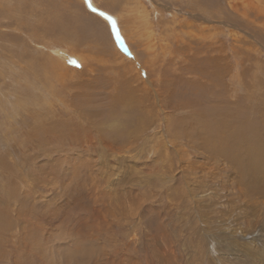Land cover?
Instances as JSON below:
<instances>
[{
    "label": "rangeland",
    "instance_id": "rangeland-1",
    "mask_svg": "<svg viewBox=\"0 0 264 264\" xmlns=\"http://www.w3.org/2000/svg\"><path fill=\"white\" fill-rule=\"evenodd\" d=\"M89 2L0 0V264H264V0Z\"/></svg>",
    "mask_w": 264,
    "mask_h": 264
},
{
    "label": "bare ground",
    "instance_id": "bare-ground-1",
    "mask_svg": "<svg viewBox=\"0 0 264 264\" xmlns=\"http://www.w3.org/2000/svg\"><path fill=\"white\" fill-rule=\"evenodd\" d=\"M76 19V18H75ZM91 22V21H90ZM71 23H72V21H71ZM112 24V23H111ZM70 25V24H69ZM80 26H82V25H80ZM70 30V29H69ZM72 30V29H71ZM75 30V29H74ZM77 30V29H76ZM75 30V31H76ZM88 31V30H87ZM93 31V30H92ZM112 31H113V34H114V38L115 39H117V40H119V42L121 43L122 42V44L120 45V48L123 50V53H127L126 52V49H127V47H126V43H125V41L123 40V38L121 37V33L119 32L118 34L116 33V28H112ZM75 35V34H74ZM102 35V34H101ZM183 35V34H182ZM78 36V35H77ZM81 36V35H80ZM103 36V35H102ZM86 37V36H85ZM77 38V37H76ZM91 38V37H90ZM89 39V38H88ZM95 39V38H94ZM100 39V38H99ZM69 41V40H68ZM71 43V42H70ZM75 44H76V42H75ZM74 44V45H75ZM118 44V43H117ZM52 47V46H51ZM48 49V48H47ZM58 49V48H57ZM61 49V48H60ZM62 49H64V48H62ZM65 50V49H64ZM49 51V50H48ZM66 51V50H65ZM57 52H58V50H57ZM60 53H62V51L60 52ZM64 53V52H63ZM128 54V53H127ZM66 55V54H65ZM70 55V54H69ZM131 55V54H130ZM60 56V55H59ZM71 56V55H70ZM70 56H67V58H70ZM126 57H127V55H126ZM133 57V56H132ZM57 58V57H56ZM59 58H61V57H59ZM64 58H66V56L64 57ZM49 59V58H48ZM75 59V58H74ZM67 60V59H66ZM80 60V64H82V65H85L86 64V58L85 57H83L82 59L80 58H77V61H79ZM59 61H61L60 59H59ZM76 61V60H75ZM82 61V62H81ZM55 62V61H54ZM63 62V61H62ZM64 63L66 64V61H64ZM63 63V64H64ZM68 63V62H67ZM132 63V62H131ZM68 64H70V63H68ZM132 64H135V63H132ZM65 66L66 65H60V64H58V66H57V70H58V73H60L63 69H65ZM70 66V65H69ZM134 66V65H133ZM80 67H82V66H80ZM138 67V66H137ZM66 68H68V70H72L73 72H75L76 70L74 69V68H72V66H71V68L70 67H68V66H66ZM50 69V68H49ZM51 69H53V68H51ZM48 70V69H47ZM76 72H78V71H76ZM52 73H53V71H52ZM74 74V73H73ZM146 74V73H145ZM121 85H123V84H121ZM112 90V89H111ZM47 92L45 91V94H46ZM59 94V93H58ZM47 95H49V94H47ZM47 95H46V97H47ZM51 96V95H50ZM58 96V95H57ZM124 96V95H123ZM46 100H47V98H46ZM58 101V100H57ZM59 102V101H58ZM13 103V102H12ZM128 103V102H127ZM125 104V103H124ZM10 105V104H9ZM31 105V104H30ZM64 105V104H63ZM14 106V105H13ZM28 106V105H27ZM59 106V105H58ZM10 107H12V104L10 105ZM9 107V108H10ZM43 107H44V103H43ZM60 107V106H59ZM13 108V107H12ZM45 109H46V113L47 114H45V115H42V116H44V117H46V116H49V117H54V114H53V112H50V110L49 109H54V108H56V105H55V103L53 102V100L50 98L49 99V101H48V105L46 106V107H44ZM80 108V107H79ZM11 109V108H10ZM9 109V110H10ZM36 109V108H35ZM34 109V110H35ZM43 110V109H42ZM59 110V109H58ZM56 112V111H55ZM58 112V111H57ZM56 112V113H57ZM27 116V118H24L25 116H22V115H24V114ZM32 113H34L33 111H32V108L30 109V108H25V107H17V108H15V111L13 110V112H12V114H11V121H12V118L13 117H15L16 118V121L17 120H19V121H21V120H23L22 122H26L28 119H30L29 121H32V116H31V114ZM42 114V113H41ZM41 114L39 115V111H35V113H34V116H35V119H39V118H41L42 116H41ZM58 114H60V113H58ZM56 115V114H55ZM8 116V115H7ZM6 117V116H5ZM60 117V116H59ZM7 118V117H6ZM34 119V118H33ZM8 120V119H7ZM26 120V121H25ZM41 120V119H40ZM4 121V120H3ZM15 121V120H14ZM28 121V122H29ZM6 121H4V123H5ZM10 121H8V123H9ZM28 122H26V123H28ZM37 122V121H36ZM2 124H3V122H1ZM7 123V125H9V124H11V123H9L8 124ZM16 123V122H15ZM13 124V123H12ZM18 124V123H17ZM15 125V124H14ZM12 126V125H11ZM10 127V126H9ZM138 128V127H137ZM80 132H81V130H80ZM137 132V131H136ZM126 133V132H125ZM125 133H124V135H125ZM214 133V132H213ZM109 134V133H108ZM121 134H123V133H121ZM139 134V133H138ZM233 134H235V133H233ZM10 136V135H9ZM138 137H139V135H138ZM95 138V137H94ZM123 139V138H122ZM128 139V138H127ZM77 141V140H76ZM124 141V140H123ZM233 143H234V141H232ZM95 143V142H94ZM119 148H122V147H119ZM123 151V150H122ZM129 151V150H128ZM112 152V151H111ZM116 152V151H115ZM124 152H127L126 150H124ZM254 152V151H253ZM113 153V152H112ZM128 153V152H127ZM129 154V153H128ZM15 158V157H14Z\"/></svg>",
    "mask_w": 264,
    "mask_h": 264
},
{
    "label": "snow or ice",
    "instance_id": "snow-or-ice-1",
    "mask_svg": "<svg viewBox=\"0 0 264 264\" xmlns=\"http://www.w3.org/2000/svg\"><path fill=\"white\" fill-rule=\"evenodd\" d=\"M86 3H88L89 7H91V3L89 2V0H86ZM93 11H96V9H93ZM99 14L101 16H104L107 20H109L112 23L113 28H115V21L113 20V18L111 16H108L106 13H103V12H101ZM69 62L72 63V64L76 63L75 60H70Z\"/></svg>",
    "mask_w": 264,
    "mask_h": 264
}]
</instances>
